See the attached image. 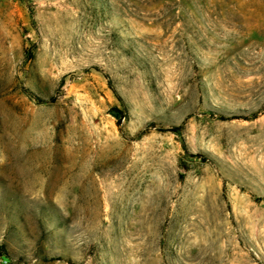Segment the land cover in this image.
I'll return each instance as SVG.
<instances>
[{
    "label": "rangeland",
    "instance_id": "obj_1",
    "mask_svg": "<svg viewBox=\"0 0 264 264\" xmlns=\"http://www.w3.org/2000/svg\"><path fill=\"white\" fill-rule=\"evenodd\" d=\"M0 264H264V0H0Z\"/></svg>",
    "mask_w": 264,
    "mask_h": 264
},
{
    "label": "water",
    "instance_id": "obj_2",
    "mask_svg": "<svg viewBox=\"0 0 264 264\" xmlns=\"http://www.w3.org/2000/svg\"><path fill=\"white\" fill-rule=\"evenodd\" d=\"M114 115L116 116V117H118L119 115L117 114V112H114Z\"/></svg>",
    "mask_w": 264,
    "mask_h": 264
},
{
    "label": "trees",
    "instance_id": "obj_3",
    "mask_svg": "<svg viewBox=\"0 0 264 264\" xmlns=\"http://www.w3.org/2000/svg\"><path fill=\"white\" fill-rule=\"evenodd\" d=\"M118 115H120L118 112H117Z\"/></svg>",
    "mask_w": 264,
    "mask_h": 264
}]
</instances>
